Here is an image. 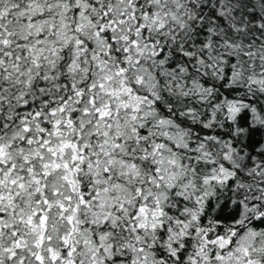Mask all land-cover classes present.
I'll use <instances>...</instances> for the list:
<instances>
[{"label": "snow or ice", "instance_id": "1", "mask_svg": "<svg viewBox=\"0 0 264 264\" xmlns=\"http://www.w3.org/2000/svg\"><path fill=\"white\" fill-rule=\"evenodd\" d=\"M0 264H264V0H0Z\"/></svg>", "mask_w": 264, "mask_h": 264}]
</instances>
